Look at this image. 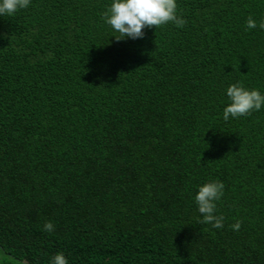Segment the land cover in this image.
Instances as JSON below:
<instances>
[{
	"label": "trees",
	"instance_id": "obj_1",
	"mask_svg": "<svg viewBox=\"0 0 264 264\" xmlns=\"http://www.w3.org/2000/svg\"><path fill=\"white\" fill-rule=\"evenodd\" d=\"M110 2L0 16V264H264V107L222 115L229 84L264 92V0H177L183 26L121 40Z\"/></svg>",
	"mask_w": 264,
	"mask_h": 264
},
{
	"label": "clouds",
	"instance_id": "obj_2",
	"mask_svg": "<svg viewBox=\"0 0 264 264\" xmlns=\"http://www.w3.org/2000/svg\"><path fill=\"white\" fill-rule=\"evenodd\" d=\"M30 0H0V16L15 14L20 9L27 8ZM104 22L117 33L115 38H138L143 35L145 26H158L172 21L177 26H183L186 21L178 14L177 0H111L102 13ZM247 29L257 27V20L249 15L245 21ZM264 28V19L259 22ZM246 29V30H247ZM228 103L223 107V119L249 114L252 110L264 107V92L259 88L245 87L241 81L229 84L225 89ZM224 182L210 179L196 186L193 200L197 210L202 214V221L211 223L213 228L223 227L224 216L217 213V201L224 193ZM233 230L241 227V221L236 220L231 225ZM46 231L51 232L54 224L47 220L43 224ZM49 264H68L63 252H57L50 258Z\"/></svg>",
	"mask_w": 264,
	"mask_h": 264
}]
</instances>
